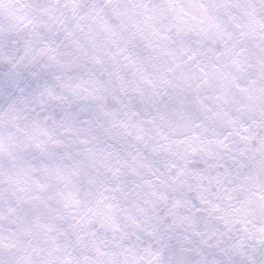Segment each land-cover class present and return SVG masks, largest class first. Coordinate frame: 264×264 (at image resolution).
Here are the masks:
<instances>
[{"label": "clouds", "instance_id": "1", "mask_svg": "<svg viewBox=\"0 0 264 264\" xmlns=\"http://www.w3.org/2000/svg\"><path fill=\"white\" fill-rule=\"evenodd\" d=\"M0 264H264V0H0Z\"/></svg>", "mask_w": 264, "mask_h": 264}]
</instances>
